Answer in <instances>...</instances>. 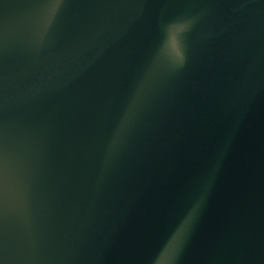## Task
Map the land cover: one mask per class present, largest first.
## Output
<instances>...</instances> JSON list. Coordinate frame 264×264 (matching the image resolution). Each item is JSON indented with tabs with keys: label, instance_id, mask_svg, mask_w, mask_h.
<instances>
[{
	"label": "water",
	"instance_id": "1",
	"mask_svg": "<svg viewBox=\"0 0 264 264\" xmlns=\"http://www.w3.org/2000/svg\"><path fill=\"white\" fill-rule=\"evenodd\" d=\"M0 264H264V0H0Z\"/></svg>",
	"mask_w": 264,
	"mask_h": 264
}]
</instances>
